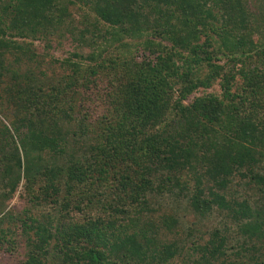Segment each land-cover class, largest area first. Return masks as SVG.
I'll list each match as a JSON object with an SVG mask.
<instances>
[{
	"label": "trees",
	"instance_id": "16d2710c",
	"mask_svg": "<svg viewBox=\"0 0 264 264\" xmlns=\"http://www.w3.org/2000/svg\"><path fill=\"white\" fill-rule=\"evenodd\" d=\"M249 2L0 0L15 114L0 119V256L23 236L22 264H264V17ZM65 35L57 81L7 66ZM21 184L30 205L7 209ZM170 204L223 226H191L188 244Z\"/></svg>",
	"mask_w": 264,
	"mask_h": 264
},
{
	"label": "rangeland",
	"instance_id": "374dc122",
	"mask_svg": "<svg viewBox=\"0 0 264 264\" xmlns=\"http://www.w3.org/2000/svg\"><path fill=\"white\" fill-rule=\"evenodd\" d=\"M248 3L252 10H254L255 14L258 17H264V0H249ZM71 12L73 14V21L77 24L80 23V21L83 20V8H80L79 6H71ZM260 19V18H259ZM263 19V18H262ZM258 20V19H257ZM261 20V19H260ZM259 20V21H260ZM260 25L263 27L261 29V33L264 32V22L261 21ZM71 38L62 37L60 39L53 38L49 45L47 41L44 40H38L33 43V54L34 56L32 58H25L24 60H21L19 63L15 62L16 58V52H10L6 55V62L7 66L9 68H15L20 70L21 72H25L27 70H31L32 73L35 75L36 78L42 79L44 82H47V84L54 80L57 81L59 76H61L66 69L61 65V62L63 58L67 57L70 50L72 49V46L70 44ZM21 41V40H20ZM18 55V54H17ZM6 76L5 78H7ZM4 78V79H5ZM207 92H220V86L218 83L214 84L211 88H208L206 90ZM2 91L0 90V94ZM203 93V90L199 92L198 94ZM1 97V96H0ZM2 99H0L1 103ZM1 105V104H0ZM0 119L3 120L6 124H10V121L15 119V114L11 112V110L6 109V107L1 105L0 107ZM246 179H241L239 176L235 179L234 187L235 190L237 189L240 195L243 196H255L254 191H252L250 188H248L247 183H245ZM29 204L28 198L24 197V189L22 187V184L18 188V191L16 192L15 196L8 202L9 208H14L17 211L23 210L25 207H27ZM185 204V203H184ZM30 205V204H29ZM185 206V205H184ZM177 206L166 205L162 211H176L180 215V226L182 229L181 236L183 238H187L188 234L186 231L189 228L194 227L195 229H192V231L196 230L193 235H191L193 239L199 238L201 236L207 238L208 234L207 232L209 230H212L214 227H221L223 219L219 216L217 211L213 215H209L205 218L196 217L193 213H191L190 210H186L185 208H176ZM168 208V209H167ZM192 226V227H191ZM178 237L180 235H177ZM191 238L188 239V244L191 243ZM25 240L23 236H19L16 249L13 252H6L0 256V264H22V262L25 260ZM180 260V261H179ZM179 262L182 264V259L179 258ZM50 264H58L57 260H51Z\"/></svg>",
	"mask_w": 264,
	"mask_h": 264
}]
</instances>
